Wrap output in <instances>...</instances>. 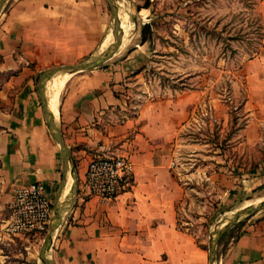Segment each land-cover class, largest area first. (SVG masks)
Instances as JSON below:
<instances>
[{"label":"crops","instance_id":"1","mask_svg":"<svg viewBox=\"0 0 264 264\" xmlns=\"http://www.w3.org/2000/svg\"><path fill=\"white\" fill-rule=\"evenodd\" d=\"M81 2L12 0L8 12L0 14V73L19 80L0 88V93L15 90L14 98H0V240L9 250L14 240L23 242L20 248L25 251L32 247L31 239L11 238L6 231L15 190L43 182L52 203L58 196L60 151L46 126L31 75L47 64L56 48L68 47L76 54L68 63L91 49L93 20L81 19L86 30L80 45V5L82 12L88 6L95 13L96 2ZM123 64L80 72L63 88L56 123L76 166V189L49 255L55 264H207L206 250L177 226L178 198L170 168L175 139L200 107L201 94L140 96L142 102L126 98L122 92L128 87L145 91L147 85H132V72ZM246 82L241 140L250 146L251 159L264 154V45L250 59ZM44 93L49 109V95ZM98 156L125 157L132 164L130 188L110 203L92 196L85 186L86 167ZM253 170L246 184L264 179V159ZM71 196L67 194L69 202ZM5 263L2 257L0 264ZM216 264H264V215L227 231L217 246Z\"/></svg>","mask_w":264,"mask_h":264},{"label":"rangeland","instance_id":"2","mask_svg":"<svg viewBox=\"0 0 264 264\" xmlns=\"http://www.w3.org/2000/svg\"><path fill=\"white\" fill-rule=\"evenodd\" d=\"M115 1L126 24L125 37L118 53L102 66L126 62L120 66L130 68V83L147 85L145 91L128 87L122 95L142 102L140 96L151 99L184 91L201 94L200 107L193 111L175 139L170 168L178 198L177 226L188 231L208 254L211 234L227 223L234 212L264 201V179L255 185L246 184L264 154L250 159V146L241 140L246 126L242 107L247 95L248 64L264 45V0ZM93 2L95 13L88 11V6L82 7V12L80 5L79 26L81 45L86 30L81 19L93 20L94 30L89 25L88 36L91 49L83 51L82 57L74 58L72 63H68V57L76 54L68 47L50 52L47 64L31 75L35 90L45 70L93 60L115 43L112 39L108 47L103 46L113 25L106 0ZM11 3L12 0H7L0 14L7 13ZM116 25L115 39L120 31ZM145 25L148 29H143ZM120 33L118 37L122 40ZM62 75L65 74L48 78L45 84L52 82L56 86ZM80 75V72L70 75L68 81ZM15 82L19 80L14 74L0 73V88ZM9 90L3 89L0 98H14L15 90ZM261 146L256 147L260 153ZM263 215L264 210L242 217L235 226ZM45 236L31 239L29 251L20 248L23 242L19 240L9 241L13 250L0 240V259L5 257V264H42L38 253Z\"/></svg>","mask_w":264,"mask_h":264},{"label":"built area","instance_id":"3","mask_svg":"<svg viewBox=\"0 0 264 264\" xmlns=\"http://www.w3.org/2000/svg\"><path fill=\"white\" fill-rule=\"evenodd\" d=\"M132 164L120 156H98L85 170V186L100 201L110 203L131 186ZM11 218L6 228L16 239H42L53 214V203L47 186L34 182L14 192Z\"/></svg>","mask_w":264,"mask_h":264},{"label":"water","instance_id":"4","mask_svg":"<svg viewBox=\"0 0 264 264\" xmlns=\"http://www.w3.org/2000/svg\"><path fill=\"white\" fill-rule=\"evenodd\" d=\"M7 0H0V12L6 3ZM109 9H110V16L113 21L112 29L116 26L119 20V11L118 6L115 0H106ZM122 46V42L119 37L116 38L115 43L104 53L99 55L97 58L85 62H81L76 65H61L57 67H53L50 69L45 70L38 81L37 84V95L38 99L42 108V113L46 122V126L52 136L53 140L59 147L60 156L62 160V167H61V182L59 186L58 196L56 198L55 203L53 204V214L51 217V222L48 226V230L46 236L43 240V243L40 247L38 253V259L42 264H55L51 256L49 255V251L52 245L54 233L57 228L60 226L62 222V218L66 207L69 204V199L67 198V194H65V187L68 182L69 177L74 178L75 174V163L71 156V152L69 148L66 146L64 139L62 137L61 130L56 123V118L54 115L49 111L46 95L44 93V82L58 73L74 75L79 72L92 70L94 68L101 67L105 62L110 60L114 57L120 47ZM264 210V203L248 209H239L234 212L227 223H225L221 228L215 230L208 241V264H216V250L217 245L222 236L233 226H235L242 217H251L254 216L256 213Z\"/></svg>","mask_w":264,"mask_h":264},{"label":"bare ground","instance_id":"5","mask_svg":"<svg viewBox=\"0 0 264 264\" xmlns=\"http://www.w3.org/2000/svg\"><path fill=\"white\" fill-rule=\"evenodd\" d=\"M118 2V1H117ZM121 3V2H120ZM122 18L123 17H120L119 16V20H118V25L120 26V31L122 32V40H121V42L123 43V41H124V37H125V33H124V31H123V29H124V24H125V22H122ZM124 19H125V17H124ZM126 25V24H125ZM131 27V26H130ZM116 28H117V25L112 29V31H111V33L109 34V35H107L108 37L106 38V40L104 41V43H103V46L104 47H108L107 45H110V43L112 42V39H114V41H116V39L114 38V36L117 34V32H116ZM134 30V29H133ZM120 31H119V34H121L120 33ZM126 32H127V30H126ZM135 32V31H134ZM133 32V33H134ZM119 34H118V36H119ZM130 34V33H129ZM134 35V34H133ZM117 36V37H118ZM131 38H132V36H131ZM129 39V38H128ZM131 40V39H130ZM129 40V41H130ZM128 46V45H127ZM111 47V45L108 47V49ZM107 49V50H108ZM106 50V51H107ZM69 76L70 75H68V74H65V75H62L59 79H60V81L57 83V85L56 86H54V83H50L49 85H47V84H45V82H44V88H45V85H47V87H46V93H47V95H49L48 96V99H49V108H50V110H51V112H52V114L54 115V117L56 118L57 117V115H58V104H59V97H60V92H61V90H62V88L65 86V84L67 83V81H68V79H69ZM44 92H45V89H44ZM70 180V181H69ZM68 181H69V184H68V182H67V184H66V187H65V194H66V189H67V185H68V192H67V194H69V195H72L71 196V199H70V202H69V204H68V206L71 204V202H72V199H73V196H74V193H75V189H76V187H75V183H74V178L71 176V177H69L68 178ZM264 203V201H261V202H259V203H256V204H253L252 206H250V207H248V208H253V207H256V206H259V205H261V204H263ZM248 208H241V209H248Z\"/></svg>","mask_w":264,"mask_h":264},{"label":"trees","instance_id":"6","mask_svg":"<svg viewBox=\"0 0 264 264\" xmlns=\"http://www.w3.org/2000/svg\"><path fill=\"white\" fill-rule=\"evenodd\" d=\"M143 29H148V26L145 25ZM145 37V36H144ZM143 40L145 41V38H143Z\"/></svg>","mask_w":264,"mask_h":264}]
</instances>
